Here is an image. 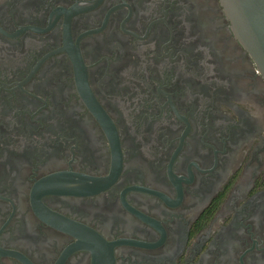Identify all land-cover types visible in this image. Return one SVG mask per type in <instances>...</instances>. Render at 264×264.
Segmentation results:
<instances>
[{
    "label": "flooded vegetation",
    "instance_id": "1",
    "mask_svg": "<svg viewBox=\"0 0 264 264\" xmlns=\"http://www.w3.org/2000/svg\"><path fill=\"white\" fill-rule=\"evenodd\" d=\"M0 264H264V76L221 0H0Z\"/></svg>",
    "mask_w": 264,
    "mask_h": 264
},
{
    "label": "water",
    "instance_id": "2",
    "mask_svg": "<svg viewBox=\"0 0 264 264\" xmlns=\"http://www.w3.org/2000/svg\"><path fill=\"white\" fill-rule=\"evenodd\" d=\"M231 27L264 76V0H221Z\"/></svg>",
    "mask_w": 264,
    "mask_h": 264
}]
</instances>
